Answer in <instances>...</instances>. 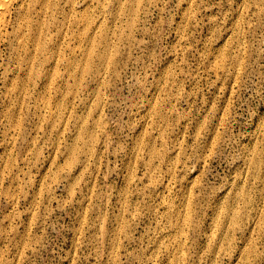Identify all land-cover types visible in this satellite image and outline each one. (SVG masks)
I'll return each mask as SVG.
<instances>
[{"label": "rangeland", "instance_id": "374dc122", "mask_svg": "<svg viewBox=\"0 0 264 264\" xmlns=\"http://www.w3.org/2000/svg\"><path fill=\"white\" fill-rule=\"evenodd\" d=\"M73 1L0 125V264H264V0Z\"/></svg>", "mask_w": 264, "mask_h": 264}, {"label": "bare ground", "instance_id": "6f19581e", "mask_svg": "<svg viewBox=\"0 0 264 264\" xmlns=\"http://www.w3.org/2000/svg\"><path fill=\"white\" fill-rule=\"evenodd\" d=\"M128 1L133 2L134 0ZM68 2L71 7L70 9L73 11H77V9L79 10L73 0H68ZM59 9L57 0H0V70L2 71L0 75V98L3 99L4 102L2 103L5 106L4 109H0V125H5L12 118V113L10 112V109H8V106L12 103V101L17 99L18 96V101L20 99H24L27 94L24 93V88L27 86H25L24 79L20 77L18 79L15 78L18 77L20 71L25 76L30 73L31 67L29 64H31L34 57L33 50L35 52L39 51L40 53L46 50L47 46L44 47L42 41L46 38V30L50 25L48 19H53L55 13L59 12ZM86 19L83 20L76 17L75 24L77 25L78 31L80 25H82L80 21H84L83 25L89 27V22ZM73 37H75V33ZM85 37L87 40H90L91 34L87 33ZM4 51L6 52L5 59ZM71 52L77 59V57L80 56L78 53H81V49L74 48ZM93 52V48L88 49L86 53L88 60L87 63L92 59ZM104 58L106 59V57H102L100 62H104ZM20 61L24 62L26 68H24L22 64H19ZM14 64L16 65L15 69L11 67ZM68 67L70 69H76L79 67V64L77 61L71 60L68 63ZM89 69L88 66L83 67L82 71H87Z\"/></svg>", "mask_w": 264, "mask_h": 264}]
</instances>
